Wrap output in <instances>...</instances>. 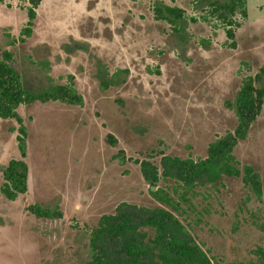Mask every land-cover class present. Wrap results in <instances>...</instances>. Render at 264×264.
<instances>
[{
	"label": "rangeland",
	"instance_id": "rangeland-1",
	"mask_svg": "<svg viewBox=\"0 0 264 264\" xmlns=\"http://www.w3.org/2000/svg\"><path fill=\"white\" fill-rule=\"evenodd\" d=\"M160 1L200 19L190 23L187 41L155 19ZM29 6L30 0H0V60L9 50L31 88L51 76L80 100L18 108L27 132L21 146L28 190L0 200V264H87L95 254L104 257L102 251L116 259L120 246L112 236L98 249L90 244L103 215L117 213L122 202L165 206L150 193L136 160H198L234 133L233 102L243 79L264 65V0H248V18H240L233 40L203 21L192 0H43L22 42ZM15 127V119L0 117V164L21 157ZM233 153L264 184V105ZM5 183L0 172V187ZM199 189L212 193V206L192 230L213 263L264 264V196L226 175ZM33 205L56 213L36 215ZM138 230L146 240L155 236L152 228Z\"/></svg>",
	"mask_w": 264,
	"mask_h": 264
},
{
	"label": "trees",
	"instance_id": "trees-1",
	"mask_svg": "<svg viewBox=\"0 0 264 264\" xmlns=\"http://www.w3.org/2000/svg\"><path fill=\"white\" fill-rule=\"evenodd\" d=\"M42 1L30 0L27 11L29 19L21 30L22 42L31 36L37 8ZM192 4L195 10L202 12L200 18L203 21L212 24L214 28H224L227 37L232 40L242 25L240 18H248V0H192ZM154 17L156 20L167 22L173 34L182 41H187L190 37V23L200 20L186 14V11L176 4L162 1L155 4ZM14 41L13 39L12 42ZM48 79L49 83L31 88L32 86L26 83L22 71L14 66L13 53L9 50L3 52V58L0 60V117L15 118L20 123L18 144L23 158L27 153L21 142L26 141L27 132L23 129L24 119L18 111L20 105L35 101L60 100L77 103L80 100L73 87L53 84L51 76H48ZM233 105L238 126L234 133L212 143L205 158L196 160L192 157L164 155L160 166L148 159L140 162L142 174L150 183V193L165 206L149 208L122 202L117 213L105 214L92 233L91 244L93 248L98 249L99 244L108 235L112 236L120 246L119 257L110 259L102 251L104 257L95 254L88 264H214L192 230L193 223L203 221V216L210 212L212 206V193L199 187L222 183V177L226 175L230 178H241L244 186L258 198L264 196L261 174L249 164L242 165L233 153L234 146L239 140L247 137L251 125L262 112L264 65L255 76L243 79ZM2 170L6 181L3 192L9 198L15 199L19 193L27 192L29 168L24 159L11 160ZM161 180H172L173 184L161 187ZM199 197H202L203 202L197 203ZM39 213L52 214L49 210L41 209ZM134 217L139 218L138 225ZM139 227L154 229L155 236L146 240L147 234L140 232ZM259 254L264 258V252Z\"/></svg>",
	"mask_w": 264,
	"mask_h": 264
},
{
	"label": "flooded vegetation",
	"instance_id": "flooded-vegetation-1",
	"mask_svg": "<svg viewBox=\"0 0 264 264\" xmlns=\"http://www.w3.org/2000/svg\"><path fill=\"white\" fill-rule=\"evenodd\" d=\"M0 30H1V27H0ZM21 115V114H20ZM2 118V117H1ZM4 119H15V118H4ZM16 120V119H15ZM17 121V120H16ZM19 126H20V123H19ZM14 129V131H15V129L19 132V128H17V127H15V128H13ZM13 131V130H12ZM229 135H230V133H228ZM17 144H18V135H17ZM18 147H19V144H18ZM26 158V157H25ZM19 159H24L23 157H22V155H21V157L20 158H18V159H16V160H19ZM25 160V159H24ZM141 161H143V160H136V162H138V163H140ZM149 161H151L153 164H156L154 161H152V160H149ZM10 163V161L8 162V163H5V164H0V172H2L3 173V177H4V171L2 170L3 169V167L5 166H8V164ZM140 167H141V164H140ZM28 177H29V171H28ZM4 179H5V177H4ZM145 179V178H144ZM146 181V180H145ZM147 183H149L148 181H146ZM149 185H150V183H149ZM3 187L4 186H2V187H0V194H1V198H0V200H2V199H5L6 201H14V200H16V198L15 199H11V198H9L4 192H3ZM150 187V186H149ZM26 193V192H25ZM25 193H19V194H25ZM40 209L43 211V209H42V207L41 206H37V205H33L32 207H31V211L34 213V214H36V215H40V216H43V214H41V213H39V211H40ZM49 211H51V209H48ZM56 211H57V209H55ZM51 213L52 214H55L56 212H54V210H52L51 211ZM59 214H60V216L62 217L63 216V213L61 214L60 212H58ZM104 216V215H103ZM90 244H91V239H90ZM88 264V263H87Z\"/></svg>",
	"mask_w": 264,
	"mask_h": 264
}]
</instances>
